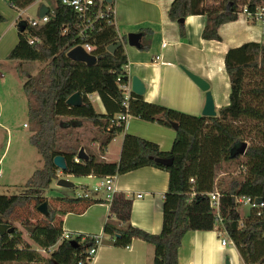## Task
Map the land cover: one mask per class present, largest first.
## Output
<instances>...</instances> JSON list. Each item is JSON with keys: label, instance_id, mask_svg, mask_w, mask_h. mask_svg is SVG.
<instances>
[{"label": "trees", "instance_id": "trees-1", "mask_svg": "<svg viewBox=\"0 0 264 264\" xmlns=\"http://www.w3.org/2000/svg\"><path fill=\"white\" fill-rule=\"evenodd\" d=\"M4 1L21 11L37 0ZM52 1L55 7L47 14L48 22L38 27L30 26L28 21L19 23V42L7 57L18 63L16 70L20 78L25 79L23 91L28 99V117L35 128L30 142L44 164L30 177L22 195H0V225L8 224L14 229L2 237L0 264H80L82 261V264H90L85 261L94 247L89 238H77L75 245L71 240H60L65 231L63 217L108 202L102 198L84 199L62 194L48 197L45 192L60 176L102 178L143 167H155L169 174L162 231L150 234L134 227L130 221L132 199L115 197L111 202L112 212L123 225L108 221L103 230L115 247L127 248L134 239H139L154 247L153 264H179V249L188 232L223 230L243 264H264V208L249 209V214L242 217L236 202L237 198L249 197L262 199L264 203V44L249 42L226 53L224 64L230 81L229 103L218 109L216 117L195 116L145 102L143 96L133 93L126 101L122 87L127 85L124 80L127 55L123 46L114 54L107 48L120 41L126 43L127 37L120 38L113 24L99 21L88 40L93 55L98 58L95 66L70 60L67 53L78 36L79 19L62 0ZM207 1L174 0L168 18L180 23L189 16H204L202 39L221 42L220 27L238 21L241 6L264 4V0H212L219 2L213 6ZM5 21L0 13V24ZM140 32L143 37L139 50L147 52L152 45L153 32L145 29ZM180 38H186L183 23H180ZM30 39L38 40L39 44L31 45ZM29 63L40 64L35 75L23 68ZM76 93L82 96L83 104L68 105V98ZM93 94L98 95L105 114L95 110L90 99ZM124 113L172 130V124L176 123L178 129L174 130L176 135L171 150L162 152L153 142L125 134L119 162L102 161L86 150L89 159L76 163L82 144L78 138L73 140V131L91 123L98 130L101 146L106 147L117 134L124 132L125 124L117 126L113 123ZM66 135L70 142L62 143ZM244 143L247 147L241 154ZM57 156L65 158L67 171L55 166ZM156 158H173L174 163L166 167L156 163ZM233 162H240L243 178L230 182L227 187H217L218 171L224 164ZM215 190L220 194L222 222L211 207L210 194ZM44 202L48 203L49 215L41 214V221L34 223L26 220L23 226L30 240L46 255L31 248L23 233L10 225L16 210L32 206L33 216H37L38 207Z\"/></svg>", "mask_w": 264, "mask_h": 264}, {"label": "crops", "instance_id": "crops-1", "mask_svg": "<svg viewBox=\"0 0 264 264\" xmlns=\"http://www.w3.org/2000/svg\"><path fill=\"white\" fill-rule=\"evenodd\" d=\"M173 1L115 0V27L120 38L126 36L124 29L128 33L140 32L144 29L153 32L152 45L147 52L122 42L130 66V78L137 76L145 84L144 101L201 116L205 104V93L186 75L182 68L206 80L210 84V90L214 91L219 79H224V74H226L224 64L226 53L245 43H260L262 40L261 29L259 28L257 32L254 31L253 24L240 16L238 21L220 27L221 42L205 41L202 39L205 17L194 15L184 19L186 38L181 39L180 23L172 22L168 18V11ZM207 4L217 6L219 2L208 0ZM42 5H45L49 12L55 7L52 0L49 5L42 3L40 7ZM30 7L17 11L4 0H0V13L6 18V21L0 24L1 60L6 59L18 44L19 23L29 20H23L21 13ZM121 28L124 33L121 32ZM163 44H165L164 47H162ZM157 55L160 56V59L155 61ZM90 99L93 100L95 110L105 114L98 95L93 94ZM215 105L217 114L219 108L226 106L216 100ZM96 106L100 107L99 110ZM88 132L87 136L78 137L85 153L86 150L94 154L100 153V159L108 163L119 162L125 134L153 142L159 146L162 152L171 150L176 135L174 130L136 117H131L124 132L117 134L106 147L101 146V137L93 125L89 127ZM114 143H118L119 147L114 158L109 159ZM65 177L72 178L73 176ZM84 178L99 182V178L93 175ZM115 186L117 190L115 197L123 196L132 199L131 224L150 234H160L163 227L164 196L169 188V174L155 167H143L116 176ZM61 194L65 195L66 193L61 191ZM138 195H142V197L138 198ZM73 216L75 218H72ZM108 221L123 225L112 212L110 202L98 203L80 214L67 213L63 217V228L69 232L95 235L103 232ZM227 253L221 246L218 232L190 231L182 240L178 263L226 264ZM235 256L239 260L238 264H243L239 253L236 252ZM153 261L154 247L152 245L134 239L129 247L119 248L113 245L111 237L104 234L103 243L98 248L92 264H153ZM230 264H236L234 258L233 260L230 258Z\"/></svg>", "mask_w": 264, "mask_h": 264}, {"label": "rangeland", "instance_id": "rangeland-1", "mask_svg": "<svg viewBox=\"0 0 264 264\" xmlns=\"http://www.w3.org/2000/svg\"><path fill=\"white\" fill-rule=\"evenodd\" d=\"M39 1V0H38ZM36 1L33 6H31L27 11L21 13L23 20H32L38 19V11L40 4L46 3L50 4L49 0H43L42 2ZM242 16V15H240ZM243 17V16H242ZM10 21V20H9ZM252 27L254 31L261 29L259 24H253ZM122 33L125 30V35L129 34L126 29H120ZM127 44V38H126ZM1 60V59H0ZM0 64V167H1V177H0V195L5 196H19L22 195L25 191V186L33 173L42 168L44 161L35 147L32 146L30 142V137L35 133V128L30 124L28 117V99L23 91V83L25 79L20 78L16 66L17 62L9 61L7 58L1 60ZM5 65H2L4 64ZM25 70L32 72V75H35L38 70L41 68L38 63H29L24 64L23 67ZM216 102L221 103L222 105H227L229 103L230 95V81L229 77L224 74V79H219L216 88L212 91ZM214 100V101H215ZM93 102V100L91 99ZM99 110V106H96ZM86 124V123H85ZM84 124L83 127L78 128L73 131L74 139L78 138L81 135H88L89 127L91 123ZM26 125V126H25ZM81 132H80V131ZM172 130V129H170ZM80 133H79V132ZM61 134V133H60ZM64 135L65 133L62 132ZM70 142L68 135L64 137L62 143ZM118 143L112 145L110 151L109 159H113L116 155V150L118 149ZM96 155L101 158V154L96 153ZM65 176L61 177L64 178ZM70 182L76 185L74 188L64 189L55 186L56 182L53 183L51 189L45 192V196L53 197L60 195L61 191L69 194V196L74 197L75 194L82 192L83 186H89L93 188L98 186L97 181L87 180L84 177H65ZM243 178V169L240 166V162H233L230 164H224L217 174V187L224 188L227 185L234 181H240ZM89 184V185H87ZM61 190V191H60ZM34 207H27L24 209H18L14 213L11 219V226L19 229L24 236V239L31 245V248L37 249L44 255L46 253L39 249L29 238V234L23 226V222L29 220L31 223L41 221V214L33 216ZM76 212V214L83 213ZM242 217H245L249 214V209L240 206L238 207ZM35 217V218H34ZM72 218H75L74 216ZM217 232V231H215ZM104 233V232H103ZM227 253L226 263L229 262L230 258L238 264L239 260L236 259V252L238 253L236 247L231 244L225 248Z\"/></svg>", "mask_w": 264, "mask_h": 264}, {"label": "built area", "instance_id": "built-area-1", "mask_svg": "<svg viewBox=\"0 0 264 264\" xmlns=\"http://www.w3.org/2000/svg\"><path fill=\"white\" fill-rule=\"evenodd\" d=\"M114 1V0H113ZM112 3H108L106 0H62V3L69 7L78 17L79 24H78V36L72 42V47L70 50L80 46L82 47L87 53L93 55V47L88 43L89 39L92 36L94 29L99 21L104 20L108 24L115 25V8ZM240 15H242L248 22L251 24H259L261 27V38L262 40L260 43L264 44V4L258 5L255 7H250L248 4L243 5L240 7ZM49 21L48 16H44L43 18L32 19L28 20L30 26L38 27L46 22ZM29 43L31 45L39 44L38 40L30 39ZM165 44L162 45L164 47ZM69 50V51H70ZM68 51V52H69ZM160 59V56H155V61ZM124 73L126 76L130 77V66L127 65L124 67ZM121 78H119V81ZM125 92V99L128 102L130 95H131V85L130 82H127L126 86L122 87ZM130 116L127 113L120 114L116 118V122L113 123L117 126L122 124H127ZM80 158L78 156L75 158V162L79 163ZM0 177H1V167H0ZM60 176L59 178H61ZM115 179L116 176H106L99 178L98 186L93 188L85 189L83 187L82 192L75 194L74 198H84V199H103L107 202H112L116 196L117 190L115 186ZM69 196V194H65ZM70 197V196H69ZM72 197V196H71ZM138 198H141L142 195H138ZM211 197V207L214 210V213L218 217L219 222H222V218L220 215L221 212V202H220V194L217 190L210 194ZM238 203V207L244 206L248 209L252 210H260L264 208L263 201H259L252 198H245L240 197L236 199ZM219 238L221 240V246L226 248L233 244L231 240L227 237L226 231L218 232ZM77 238H81L85 240L89 238L93 243L94 247L89 250L87 258L85 261L92 264L93 258L95 257L98 248L101 246L104 240V233L95 234V235H85L78 232H69L64 231L60 240H71L75 241ZM2 243V237L0 236V246ZM83 261L80 263L82 264Z\"/></svg>", "mask_w": 264, "mask_h": 264}, {"label": "water", "instance_id": "water-1", "mask_svg": "<svg viewBox=\"0 0 264 264\" xmlns=\"http://www.w3.org/2000/svg\"><path fill=\"white\" fill-rule=\"evenodd\" d=\"M106 1L108 3H112L113 0H106ZM48 12H49L48 8L45 5H42L40 7L39 17L43 18L44 16H47ZM179 22L181 24L184 23V19H181ZM142 37H143V34L141 32L129 33L127 35V44L130 47L140 49ZM122 46H123V43L120 41V42H117L116 44H112V45L108 46L107 50L110 53L114 54L116 52V50ZM67 57L72 61L85 63L88 66H95L98 62V58L96 56L87 53L80 46L70 50L67 53ZM182 69L186 73V75L201 89V91L205 93V104H204V108L202 110L201 116H203V117H216L217 116L216 105H215V101H214V96L210 90V84L206 80H204L201 77L197 76L196 74L190 72L189 70H187L185 68H182ZM124 80L126 82H130L131 92L134 95L142 97L145 94V92H146L145 84L142 82V80L139 77L132 76L130 78L129 76H126L124 78ZM66 103L70 106L77 107V106H81L83 104V99H82V96L80 95V93H76V94L70 96ZM172 127L174 128V130L178 129V125L176 123H173ZM246 147H247L246 143H244L241 146V148H240L241 154H244ZM78 158H80L81 160H84V161H87L89 159V156L85 153L83 147H81L79 150ZM155 162L160 164V165L170 167L173 165L174 159L173 158H156ZM54 164L59 170H61L63 172L67 171L66 160L63 156L55 157L54 158ZM56 185H57V187L64 188V189H70V188H74L76 186V184L70 182L66 178H59L56 182ZM259 201H263V200L259 199ZM38 211L43 216H48L49 215L48 203L44 202L43 204H41L38 207ZM13 231H14V229L10 228L8 224H1L0 225V236L1 237H4L6 235V233H12ZM71 244L75 245L76 242L71 241ZM226 264H229V262H227Z\"/></svg>", "mask_w": 264, "mask_h": 264}]
</instances>
